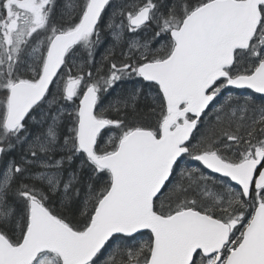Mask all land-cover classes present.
I'll list each match as a JSON object with an SVG mask.
<instances>
[{
  "label": "snow or ice",
  "instance_id": "snow-or-ice-1",
  "mask_svg": "<svg viewBox=\"0 0 264 264\" xmlns=\"http://www.w3.org/2000/svg\"><path fill=\"white\" fill-rule=\"evenodd\" d=\"M0 264H264V0H0Z\"/></svg>",
  "mask_w": 264,
  "mask_h": 264
}]
</instances>
